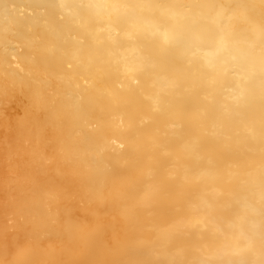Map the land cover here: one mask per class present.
Instances as JSON below:
<instances>
[{"label":"bare ground","instance_id":"1","mask_svg":"<svg viewBox=\"0 0 264 264\" xmlns=\"http://www.w3.org/2000/svg\"><path fill=\"white\" fill-rule=\"evenodd\" d=\"M0 264H264V0H0Z\"/></svg>","mask_w":264,"mask_h":264}]
</instances>
